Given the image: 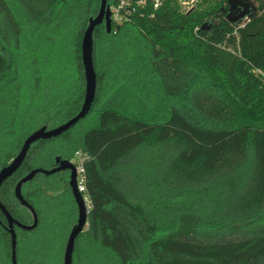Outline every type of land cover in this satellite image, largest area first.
Wrapping results in <instances>:
<instances>
[{
  "label": "trees",
  "instance_id": "trees-1",
  "mask_svg": "<svg viewBox=\"0 0 264 264\" xmlns=\"http://www.w3.org/2000/svg\"><path fill=\"white\" fill-rule=\"evenodd\" d=\"M251 1L255 10L236 22L228 0H197L187 11L177 0L156 8L147 0L129 20H112L110 32L98 25L91 109L69 130L35 142L3 182L0 200L13 217L33 222L14 187L35 161L51 169L57 157L82 151L89 207L72 264H264V0ZM99 5L0 0V168L29 133L80 109L81 41ZM75 10L69 74L52 68L48 54L54 30ZM68 178L37 173L22 185L37 224L14 227L16 264H48L36 247H44L37 233L49 207L65 215L51 263L63 264L77 219ZM6 226L0 210V264L12 263Z\"/></svg>",
  "mask_w": 264,
  "mask_h": 264
},
{
  "label": "water",
  "instance_id": "water-1",
  "mask_svg": "<svg viewBox=\"0 0 264 264\" xmlns=\"http://www.w3.org/2000/svg\"><path fill=\"white\" fill-rule=\"evenodd\" d=\"M100 5L98 12L95 16L89 18L87 26L84 30L82 41H81V52H82V61L84 66V76H85V93L82 105L78 112L70 117L65 122L53 127L47 128L45 126L39 127L38 129L32 131L24 139L20 150L18 153L8 162L6 165L0 168V188L5 180L11 177L22 165L24 162L30 147L37 141L42 139H49L56 137L63 132L69 130L82 118H84L91 109L92 103L95 98L96 93V83H97V74L94 66L93 60V50H94V40L93 34L95 28L103 24L107 32L111 31L112 28V18L111 11L109 9L108 0H99ZM235 1L238 0H228L229 10H228V19L232 22L240 21L244 18H247L251 12L255 10L253 2L251 0H240L238 4H235ZM238 7L239 11L236 14H233L235 7ZM207 22H205L202 27H205ZM57 166L51 169L43 168H33L24 176H22L14 187V196L22 204L25 205L33 215V222L31 224H24L16 220L13 215L7 210L0 200V210L3 213L7 221V230L10 233L11 238V264H16V232L14 227H20L23 229H32L37 224V215L34 208L25 200L22 195L21 188L22 185L27 181L31 180L37 173L44 174H53L62 170H69L68 185L71 189V193L75 200L77 206V219L75 224L72 226L65 245L64 250V259L63 264H72V256L75 247V240L77 236L83 231L84 227L87 224L88 218V207L86 200L81 192L77 188V168L73 162L69 159H64L57 157L55 160Z\"/></svg>",
  "mask_w": 264,
  "mask_h": 264
},
{
  "label": "rangeland",
  "instance_id": "rangeland-1",
  "mask_svg": "<svg viewBox=\"0 0 264 264\" xmlns=\"http://www.w3.org/2000/svg\"><path fill=\"white\" fill-rule=\"evenodd\" d=\"M182 9V6H181ZM96 15V14H95ZM93 15V16H95ZM68 20H65V22H62L60 24L61 28H59V30H54V37L56 38V42H55V48L53 50V52L51 54H48V57L51 58L52 65L51 67L56 69L57 71H62V72H67L69 74L73 73V70L71 68L70 65V61L68 59V56L70 54V52L68 50V47L72 46V35L70 31H73L74 26H76V24L79 23L80 21V13L78 12V10L75 11H71L68 15ZM57 46L60 49H64L67 48V52H69L68 54H58L57 51ZM36 55V54H35ZM64 61V63H63ZM50 67V66H49ZM51 67H50V71H51ZM139 88H141V86L138 85V87L136 88V90H140ZM25 96H29L28 94V90L27 92H24ZM30 134V133H29ZM46 161H43L42 159L35 161V166L34 168H43L41 166L45 165ZM46 169V168H43ZM39 178H41V176H39ZM86 197V196H85ZM87 198V197H86ZM87 204L89 205L88 199H86ZM48 208V207H47ZM47 214L44 216V223L47 225V227L45 226L44 228H42L43 230H39L38 231V237L41 241H43L44 247L42 248L41 246V242H37V247H36V252L38 255L41 254H45L46 255V260L48 262V264H51L53 262V259H55V256L57 254V247H59V242L58 240L63 238V235L66 233L62 231V229H60V226L62 224V222L65 220L64 219V214L60 213L59 215H57V211L55 213H53L52 208H48V210L46 211ZM51 217V218H50ZM52 217L56 220V225H53V230H50L51 225V221L54 222L52 220ZM49 224V225H48ZM86 227V226H85ZM84 227V228H85ZM20 228V227H19ZM45 232L46 235L43 234V232Z\"/></svg>",
  "mask_w": 264,
  "mask_h": 264
},
{
  "label": "built area",
  "instance_id": "built-area-1",
  "mask_svg": "<svg viewBox=\"0 0 264 264\" xmlns=\"http://www.w3.org/2000/svg\"><path fill=\"white\" fill-rule=\"evenodd\" d=\"M147 0H137L134 3L128 0H117V2L109 1V9L111 11V18L116 22H122L124 20H129L131 13L136 9V6H144ZM184 11L192 8L197 0H177ZM162 0H152L153 8L158 7ZM88 159V155L82 151H76L74 154V164L77 168V188L82 194L86 191L85 187V176L83 170L84 161ZM84 199L87 198L84 196Z\"/></svg>",
  "mask_w": 264,
  "mask_h": 264
},
{
  "label": "flooded vegetation",
  "instance_id": "flooded-vegetation-1",
  "mask_svg": "<svg viewBox=\"0 0 264 264\" xmlns=\"http://www.w3.org/2000/svg\"><path fill=\"white\" fill-rule=\"evenodd\" d=\"M239 1H240V0L235 1V4H238ZM242 1H244V0H242ZM238 7H239V6H237V7L234 8V10H233V14L238 13V11H239ZM65 159H66V158H65ZM68 159H69L71 162L74 163V155H73L71 158H68ZM55 166H57L56 163H55L54 167H55ZM62 171L66 172V174H67L68 177H69V173H70L69 170L65 169V170H62ZM62 171H59V172H62Z\"/></svg>",
  "mask_w": 264,
  "mask_h": 264
}]
</instances>
